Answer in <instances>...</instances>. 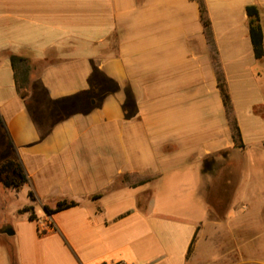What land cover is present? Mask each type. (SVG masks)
I'll return each mask as SVG.
<instances>
[{
	"label": "crops",
	"instance_id": "obj_1",
	"mask_svg": "<svg viewBox=\"0 0 264 264\" xmlns=\"http://www.w3.org/2000/svg\"><path fill=\"white\" fill-rule=\"evenodd\" d=\"M204 2L240 146L196 0H0V152L26 175L0 194L28 198L0 220V264H264L253 201L211 217L203 171L264 150L245 11L258 7L264 49V0ZM61 200L76 204L45 212Z\"/></svg>",
	"mask_w": 264,
	"mask_h": 264
},
{
	"label": "rangeland",
	"instance_id": "obj_2",
	"mask_svg": "<svg viewBox=\"0 0 264 264\" xmlns=\"http://www.w3.org/2000/svg\"><path fill=\"white\" fill-rule=\"evenodd\" d=\"M3 154L0 152V162ZM213 180L208 185L205 197L210 208V216L219 218L226 210L230 197L234 204L230 211L235 213L237 205L244 200H252L250 209L260 217L259 225L264 224V150L249 146L244 152H233L228 162L217 156ZM2 160V161H1ZM0 186V193L1 190ZM20 191L18 200L7 201L0 194V220L10 217L13 204L28 199L26 193ZM233 194V195H232ZM232 195V196H231ZM229 198V199H227ZM249 211V210H248Z\"/></svg>",
	"mask_w": 264,
	"mask_h": 264
},
{
	"label": "trees",
	"instance_id": "obj_3",
	"mask_svg": "<svg viewBox=\"0 0 264 264\" xmlns=\"http://www.w3.org/2000/svg\"><path fill=\"white\" fill-rule=\"evenodd\" d=\"M199 4V10H200V18L204 26V30L207 34L209 42L212 44L214 53H213V59L215 60V64L217 67V82L218 86L221 91V96L223 98V103L225 106L226 114L229 119L232 132H233V137H234V142L235 145L240 146L241 145V133L240 129L237 125L236 122V116L233 112L232 104L230 97L228 96V90H227V85L223 76V72L221 70V67L217 61V56L214 48V43L212 40L211 36V29H210V20L207 16L206 12V7H205V2L204 0H196ZM246 14L248 16V25H249V36L253 45L254 49V55L256 58H261L262 54L264 53L263 49V34H262V26L260 23V16L258 12V7L256 5H248L245 9ZM15 58L17 59H22L25 60L24 57L21 56H11V59L14 60ZM216 163L214 161V157H206L203 161V171L204 172H213L215 170ZM0 181L4 187H20V185L26 181V175L23 171V168L21 165L16 162L15 160L11 158L5 159L1 164H0ZM29 196L32 200H35V197L31 191H29ZM76 204L75 201H66V200H61L58 201L55 207H49L47 205H44V210L47 214H51L53 212L59 211L61 209L67 208L69 206H72ZM21 211H29V217L30 218H35V213L33 211V206L28 205L25 206L21 209Z\"/></svg>",
	"mask_w": 264,
	"mask_h": 264
},
{
	"label": "built area",
	"instance_id": "obj_4",
	"mask_svg": "<svg viewBox=\"0 0 264 264\" xmlns=\"http://www.w3.org/2000/svg\"><path fill=\"white\" fill-rule=\"evenodd\" d=\"M51 226L48 219L38 218V230L39 232H44L47 228Z\"/></svg>",
	"mask_w": 264,
	"mask_h": 264
},
{
	"label": "water",
	"instance_id": "obj_5",
	"mask_svg": "<svg viewBox=\"0 0 264 264\" xmlns=\"http://www.w3.org/2000/svg\"><path fill=\"white\" fill-rule=\"evenodd\" d=\"M5 232H6V233H12L13 231H12L11 229L8 228V229H5Z\"/></svg>",
	"mask_w": 264,
	"mask_h": 264
}]
</instances>
